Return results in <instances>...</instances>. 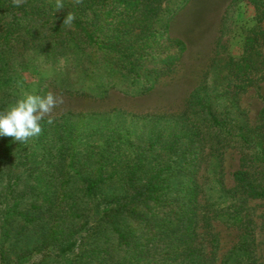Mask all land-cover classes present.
<instances>
[{"label": "rangeland", "instance_id": "1", "mask_svg": "<svg viewBox=\"0 0 264 264\" xmlns=\"http://www.w3.org/2000/svg\"><path fill=\"white\" fill-rule=\"evenodd\" d=\"M34 1L23 0L21 5L30 7ZM174 1L142 0L144 5L157 6L160 9L158 16L164 20ZM215 8L212 6L210 9L209 18L213 11L215 13ZM257 8L256 0H224L207 31L211 39L215 38L213 47L198 53L184 50L180 61L171 71L164 72L155 88L147 93L142 92L144 80L134 75L143 76L147 70L149 72L148 63L136 58L133 72L122 68L124 73L121 76V73L111 74V86L107 87L104 98L100 97L104 92L100 85L110 75L90 70L84 72L76 65L68 67L63 57L56 62L55 69L45 71L54 74L55 80L47 83L41 79L34 83H39L38 87L32 84L29 88L23 80L18 84H5L8 105L19 99L24 91L39 95L51 91L62 97L63 103L51 114V136L45 144L39 143L36 156H33L30 166L40 168L35 174H28L16 161L1 163L0 264H33L46 253L56 256L61 252L58 242L46 247L42 237L39 238V231L32 239H27L33 248L28 253H22L25 251L23 247H10L1 236V226L11 214L12 206L18 204V209L25 208L33 199L31 194L38 188L37 176L42 170L44 174L49 172L47 175L54 182L71 178L70 188H75L72 197L77 198L74 210L78 215H73V210L66 207L56 220V223L61 222V226H69L59 237L65 250L58 261L47 262L66 264L64 259L80 248L93 247L97 241L105 249L116 242L118 233L111 223L116 217H106L107 212L131 189L145 183L155 169L168 164L177 167L181 160L185 161L184 149L188 145L195 147L198 154L191 164L183 165L196 169L194 176L198 187L193 250L163 253L158 233L155 242L148 246L133 245L142 257L140 264H264V197L251 196L249 186L240 183L235 175L242 172L250 185L264 187V145L257 137L258 133H264L261 129L264 125L261 116L264 107V58L259 68L240 76L238 83L242 87L236 92L231 91V94L228 87L235 83L230 72L233 66L229 64L228 67L223 62L227 56L239 58L244 54L245 37L252 27L264 28V20L259 21L261 9ZM206 20L202 19L200 24H205ZM163 23L157 25L158 37L162 38L161 47L167 46V39L163 37L165 32L160 31ZM140 30L138 28L132 33V42L146 34ZM148 52L153 57L164 54L161 51ZM217 69L219 79L216 78ZM33 79L36 78H29L30 83L34 82ZM113 82L116 85L112 86ZM204 88L213 90L206 101L209 108L204 113L192 114L189 110L191 94ZM212 117L225 121L227 127L216 126L217 130H212L208 121ZM241 127L245 131L242 132ZM55 130H59L60 137ZM242 133L249 140L247 144ZM188 137L193 139L191 143ZM176 140L177 147L171 148ZM70 158L73 159L72 167ZM102 166L108 172L116 171V176L100 185L97 191L86 192L84 178L95 177ZM134 170L137 172L133 177ZM172 180L177 181L178 176ZM184 203L188 209L189 202ZM120 216L119 229L130 230L127 215ZM138 226L137 240L145 242L147 229L141 223ZM76 229L77 236L73 237L72 232ZM69 244H73L72 249ZM118 256L114 252L112 257L115 260Z\"/></svg>", "mask_w": 264, "mask_h": 264}, {"label": "trees", "instance_id": "2", "mask_svg": "<svg viewBox=\"0 0 264 264\" xmlns=\"http://www.w3.org/2000/svg\"><path fill=\"white\" fill-rule=\"evenodd\" d=\"M188 1L175 0L164 20V17L158 16L157 6L147 4L145 6L142 0H82L80 4H76L74 0H63L65 7L57 11L55 1L50 0H35L30 7L26 5L17 7L12 0H0V110L8 105L4 92L6 91L5 84L11 82L18 84L19 80H23L22 82L26 83V87L29 88L32 84L36 85L35 81L41 79H45L47 83L55 80L54 74L45 71H49L47 70L49 68L55 69V64L61 57L67 60L68 67L76 65L80 66L81 71L84 72L90 70L92 73L106 72L110 75H106L107 77L100 85L102 91L105 92H102L101 98L107 96L106 90L108 86H111L112 75L121 73V76L124 73L121 72L122 68L133 72L135 58L139 61H147L149 72L147 70L143 76L135 73L134 77H141L144 80L143 93L152 91L160 76L166 71H171L183 55L184 43L172 38L169 29L173 17ZM256 5L257 9H261L259 21L262 22L264 20V0H256ZM69 12L74 14L75 20L71 26H63V21ZM163 21L160 31L165 32L163 37L167 39V46L161 47L162 38L158 37L159 27L157 25ZM138 28H141L140 33L146 34L132 42L130 36ZM148 50L161 51L164 54L153 57L148 55ZM73 53L76 55L73 56ZM263 55L264 28L254 26L245 37L244 54L239 58L231 56L223 58V62L228 67L229 64L233 66L230 72L235 77V83L228 87L229 94L242 87L238 83L240 76H245L249 71L261 66ZM215 72H217L216 78L219 79L218 69ZM27 77L36 79L30 83ZM218 79H216L217 82ZM38 85L39 83L36 87ZM114 85L116 82L112 83V86ZM203 90L205 92H202ZM203 90H194L191 94L189 110L192 114L200 111L204 113L209 108L206 101L210 99L213 90L210 91L209 88ZM37 92L40 90L38 89ZM261 116L264 119V107ZM47 121L46 117L41 120V133L34 137L35 139L29 138L26 142L17 141L10 136H0V175L1 163L5 161H16L28 171V174H35L40 169L38 166L30 165H32L33 156H36L39 143L45 144L53 131ZM208 121L211 123L212 130L216 129V126L227 127L225 121L214 117ZM62 128L66 130L64 126ZM240 129L243 132L244 128ZM261 129H264V125ZM54 132L60 137L59 130ZM242 134L243 141L247 144L249 140L244 133ZM257 137L262 139L264 145V133H258ZM192 140L189 138L188 142L191 143ZM149 144L153 146V142ZM177 145L176 140L171 148ZM184 150L185 161L181 160L177 167L168 164L155 169L145 183L131 189L124 198L118 200L116 206L107 212L106 217H116L111 221L118 233L116 242L103 249L96 241L93 247L87 246L80 248L77 252H72L71 256L64 259L65 263L140 264L142 257L138 253V248H134L133 245L148 246L155 242L158 233L159 243L162 242L159 246L163 249V253L192 251L198 186L194 176L196 169L183 165L191 164L193 159H197L198 154L195 147L191 145ZM262 159L264 161V154ZM72 164L73 159L70 158V167L73 166ZM43 171L37 176L38 188L31 194L33 199L28 201V206L18 209V204L13 205L11 214L1 226L2 239L8 241L10 247H23L25 251L22 253L32 251L33 248L31 249V244L27 239L29 237L32 239L38 231L39 238H43L41 241L46 247L57 245V242L58 246L61 245L59 255L52 256L46 253L41 260L33 264H47L49 260L58 261V257L63 255L65 250L59 237L60 234L66 233L69 226H61V222L56 223V220L61 217V212L66 207L68 210H73V215H78L74 210L78 201L77 198L72 197L75 188L72 190L69 185L71 178L54 182L51 177L49 178V172L44 174ZM136 172L137 170L133 171V177ZM235 175L240 183L249 186L251 196L264 197V187L257 188L250 185L251 183L244 178L242 172H237ZM115 176L116 171L108 172L102 166L98 168L95 177L84 178V188L86 192L93 193L100 185L111 181ZM176 176L178 180L173 182L172 178ZM186 178L189 180H185ZM186 201L189 202L188 209H185L184 202ZM124 213L129 218L130 230L128 231H122L118 227L120 215L124 216ZM140 223L143 228L147 229L148 236L144 237L145 242H140L136 237ZM72 235L77 236V229L72 232ZM68 247L72 249L73 244H69ZM114 252L119 254L115 260L112 257Z\"/></svg>", "mask_w": 264, "mask_h": 264}, {"label": "clouds", "instance_id": "3", "mask_svg": "<svg viewBox=\"0 0 264 264\" xmlns=\"http://www.w3.org/2000/svg\"><path fill=\"white\" fill-rule=\"evenodd\" d=\"M12 2L19 7L23 0H12ZM74 2L80 4L82 0H74ZM64 7L63 0H55L56 11ZM74 20V14L69 12L63 21V26H71ZM62 103V97L51 91L46 95L24 91L14 103L0 110V136H10L21 142L38 136L42 131L40 121L49 117L47 122L53 123L51 114Z\"/></svg>", "mask_w": 264, "mask_h": 264}, {"label": "crops", "instance_id": "4", "mask_svg": "<svg viewBox=\"0 0 264 264\" xmlns=\"http://www.w3.org/2000/svg\"><path fill=\"white\" fill-rule=\"evenodd\" d=\"M222 2L224 0H189L173 17L170 22V36L184 43L185 52L188 49L193 53L204 52L213 47L215 38L211 39L207 31L214 23L213 15L219 10ZM212 6L216 7V11H213L209 18ZM204 18H207L206 23L201 25Z\"/></svg>", "mask_w": 264, "mask_h": 264}]
</instances>
